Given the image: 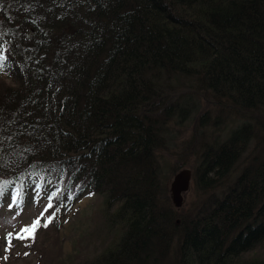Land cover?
<instances>
[{
    "label": "trees",
    "instance_id": "obj_1",
    "mask_svg": "<svg viewBox=\"0 0 264 264\" xmlns=\"http://www.w3.org/2000/svg\"><path fill=\"white\" fill-rule=\"evenodd\" d=\"M0 55V203L102 195V248L40 264H264V152L235 169L264 150V0H0ZM196 112L190 215L165 180Z\"/></svg>",
    "mask_w": 264,
    "mask_h": 264
},
{
    "label": "rangeland",
    "instance_id": "obj_2",
    "mask_svg": "<svg viewBox=\"0 0 264 264\" xmlns=\"http://www.w3.org/2000/svg\"><path fill=\"white\" fill-rule=\"evenodd\" d=\"M4 78L8 82H14V79L9 74ZM197 112L192 114V117L186 122L184 121L176 125L174 133L177 136L173 141V148H175L176 154H169V156H167L168 170L166 175L169 176H166L165 180L169 191L170 183L175 173L171 172V168L174 164L181 165V168L185 167L192 169L193 178L190 189L184 194L182 206L177 208L179 213L192 210L190 215L193 214V208L199 204V201H201L204 196H207V193H200L194 183L193 165L197 163L198 156H195V150L197 149L198 143L197 141L194 142V140H196V134L193 133L194 124L192 125V123ZM217 114L218 112L214 110L203 119L199 116L201 125L208 130L212 129L214 126V116L217 117ZM234 119L235 122L224 127L230 129L232 126L240 123L243 117L239 116ZM178 120L177 122H179ZM226 133L227 131L219 132V137L223 138ZM190 143L193 144L189 145ZM257 145L255 139H252L246 152L237 160L235 169L238 170L249 162L248 156H250V154L247 155L249 152H252L257 158L263 156L262 153L264 150H260V146ZM183 163L186 165L182 166ZM231 176H233V174ZM101 202L102 195L100 193L82 194L75 199L70 208L54 216L46 212L43 208L41 210L30 208L25 210L22 215L17 216L10 215L3 210L2 213H0V264H40L42 257L40 253L42 249H45V253H50L51 257L59 260L75 258L77 255L91 257L97 253L107 241V239H104V236L99 234L91 235V231L96 226V221L94 222L92 215L101 209ZM50 216L52 217V223L49 224L47 228L43 227L44 222L47 221ZM37 217L41 218V226L37 229L35 234L34 245H36V250L35 247L31 245L33 241L31 238L18 239L17 234L21 236L26 235L22 232V229L30 226ZM10 233L12 236L9 243L8 234ZM241 255L243 257H264V238L251 248L242 252Z\"/></svg>",
    "mask_w": 264,
    "mask_h": 264
},
{
    "label": "snow or ice",
    "instance_id": "obj_3",
    "mask_svg": "<svg viewBox=\"0 0 264 264\" xmlns=\"http://www.w3.org/2000/svg\"><path fill=\"white\" fill-rule=\"evenodd\" d=\"M4 60H5V57L3 55H0V69H2L4 66ZM8 183H9L8 181H0V195H2L4 193V190L7 187ZM13 203H14V201H13ZM9 206L11 207V204ZM51 223H52V217L50 216L47 219V221L44 222L43 227L47 228L49 226V224H51ZM40 226H41V218L37 217L32 222V224L30 226H27V227L22 229V232L25 233L26 235L21 236V235L17 234V238L18 239H29V238H31L34 241L36 231ZM11 236H12L11 233L8 234L9 243H10Z\"/></svg>",
    "mask_w": 264,
    "mask_h": 264
},
{
    "label": "water",
    "instance_id": "obj_4",
    "mask_svg": "<svg viewBox=\"0 0 264 264\" xmlns=\"http://www.w3.org/2000/svg\"><path fill=\"white\" fill-rule=\"evenodd\" d=\"M174 179L171 183V188L174 192V200L176 205H180L179 191L186 188L191 176V170L189 168H182L174 173Z\"/></svg>",
    "mask_w": 264,
    "mask_h": 264
},
{
    "label": "bare ground",
    "instance_id": "obj_5",
    "mask_svg": "<svg viewBox=\"0 0 264 264\" xmlns=\"http://www.w3.org/2000/svg\"><path fill=\"white\" fill-rule=\"evenodd\" d=\"M185 168V167H184ZM180 169H182V168H180ZM180 169H178V171L180 170ZM191 170V169H190ZM173 179H174V177H173ZM173 181V180H172ZM172 181H171V183H172ZM191 181H192V177L190 176V179H189V182H188V185H187V187L186 188H183V189H181L180 191H179V196H180V205H176L175 204V200H174V192H173V190H172V188H171V183H170V187H169V191H170V200H171V203L176 207V206H182V204H183V200H184V194L190 189V186H191ZM198 189H199V191H200V193L202 192V190L199 188V187H197ZM206 190H208V189H206ZM209 191V190H208ZM203 194H205L204 192H202ZM203 197V196H202ZM198 205V204H197ZM200 206H201V204H200ZM199 208V207H198ZM198 210V209H197Z\"/></svg>",
    "mask_w": 264,
    "mask_h": 264
}]
</instances>
